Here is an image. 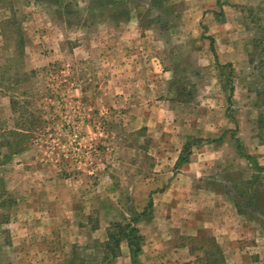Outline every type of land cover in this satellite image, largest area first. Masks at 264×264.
I'll return each mask as SVG.
<instances>
[{
  "label": "rangeland",
  "instance_id": "1",
  "mask_svg": "<svg viewBox=\"0 0 264 264\" xmlns=\"http://www.w3.org/2000/svg\"><path fill=\"white\" fill-rule=\"evenodd\" d=\"M149 198L143 260L264 264V0H0V264H117Z\"/></svg>",
  "mask_w": 264,
  "mask_h": 264
},
{
  "label": "crops",
  "instance_id": "2",
  "mask_svg": "<svg viewBox=\"0 0 264 264\" xmlns=\"http://www.w3.org/2000/svg\"><path fill=\"white\" fill-rule=\"evenodd\" d=\"M151 220L152 219L140 221L137 224L139 231L142 222L145 223ZM238 224H239L238 221H236L235 219H222L221 221L219 220V222H215L211 224L214 230L213 233V235L215 236L214 240L221 251L222 260L216 263H206V264H242V261L244 259V255H243L244 249L242 246L239 245L241 244V242H238L239 237L236 234V231L238 232L237 230ZM240 226L242 225H239V227ZM140 233L143 236H145L142 231H140ZM169 245L173 249H175V251H177L176 253H174L175 256L177 257L180 256L181 253L179 252V249L182 250V254L184 252V249L187 250V254L189 255V251H188L189 249H187L186 246H181V248H179L173 246L172 243H169ZM138 257H139V264H150L153 261L152 259L154 255L150 257L149 261L143 260L142 253H140ZM117 259H119V261H117V264L118 263L132 264L130 259L129 248L125 240L121 241L120 256Z\"/></svg>",
  "mask_w": 264,
  "mask_h": 264
},
{
  "label": "trees",
  "instance_id": "3",
  "mask_svg": "<svg viewBox=\"0 0 264 264\" xmlns=\"http://www.w3.org/2000/svg\"><path fill=\"white\" fill-rule=\"evenodd\" d=\"M211 46H212V44H211ZM13 133H15V132H13ZM19 135H21V134H19ZM231 137L235 140V143H236L237 149H239V152L242 155H244L241 151V143H240L239 139L237 137H235L234 135H231ZM18 146H20V145H18ZM11 148H12V146L10 147V149ZM244 156L248 160H252L250 155L245 154ZM185 162H187V157L186 156L185 157L180 156L178 158L177 164L181 165ZM254 165L256 166V168L261 170V167H259L257 165V163H254ZM152 206H153L152 199L149 198V201H148L147 205L144 207V209L141 212L133 215L128 223H126L124 225H122L120 223L115 224L116 227L118 228V233L115 235V234L111 233V231H109L108 232V241H106L104 244L107 245L109 243V240H112L113 244L116 246V248L113 250L110 249V253L105 258H108L109 255H111L112 257H115L119 253L118 251H119L120 242L122 240H125L127 242L128 248H129L131 263L132 264H139V257L138 256L142 251V243L144 241V236L140 233L137 224L142 220H148L147 218L150 215V210H151ZM215 249H216V252H218L221 255V251L217 245H216ZM219 258L218 259L215 258L211 262H207V263L219 262L222 260V257H219ZM72 264H74V263H72Z\"/></svg>",
  "mask_w": 264,
  "mask_h": 264
}]
</instances>
